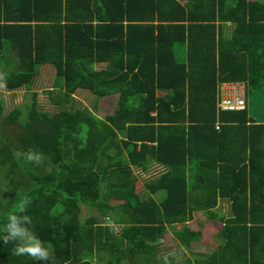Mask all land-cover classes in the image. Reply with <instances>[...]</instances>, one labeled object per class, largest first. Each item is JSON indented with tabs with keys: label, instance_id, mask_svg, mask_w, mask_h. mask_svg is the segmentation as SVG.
Listing matches in <instances>:
<instances>
[{
	"label": "trees",
	"instance_id": "trees-1",
	"mask_svg": "<svg viewBox=\"0 0 264 264\" xmlns=\"http://www.w3.org/2000/svg\"><path fill=\"white\" fill-rule=\"evenodd\" d=\"M43 64L61 79L46 90L54 110L35 91L6 110L0 93V229L29 199L53 258L0 239V264H161L157 240L195 210L220 221L222 242L184 264H264V120L215 107L223 82H240L245 104L264 95V0H0L2 89L29 88ZM76 90L116 94L115 107L99 118ZM29 150L40 165L15 156ZM152 162L163 170L142 184L159 201L133 191V169ZM80 205L120 226L79 219ZM173 234L184 247L198 235Z\"/></svg>",
	"mask_w": 264,
	"mask_h": 264
},
{
	"label": "rangeland",
	"instance_id": "rangeland-1",
	"mask_svg": "<svg viewBox=\"0 0 264 264\" xmlns=\"http://www.w3.org/2000/svg\"><path fill=\"white\" fill-rule=\"evenodd\" d=\"M60 84L61 79L60 77H57L55 75L53 66L51 64H43L39 67L38 74L34 78L29 88L26 89L24 87H19L15 90L10 91L0 88L4 108L6 110H10L13 107H19L23 111L24 104H27L29 102V93L31 91H35L38 108L44 111H52L54 110V108L53 105L48 101V95L46 93V90H57ZM230 84H232V86L229 87L230 92L231 89H233L232 91L234 94H237L238 92H243L242 84L240 82ZM257 94H259V92L256 94L246 93L245 98L247 114L253 118H256L257 120H264V95ZM73 97L78 103L85 105L89 108L92 104H94L97 107V111H95V114L99 118H103L105 114L111 112L115 107L116 101V94H110L107 96L95 98L89 93H86L81 90H76L73 93ZM13 129L15 130V128ZM3 134V132L2 134H0L1 139H4L3 137L5 134ZM5 169H7V167ZM159 169L160 168L156 166V168L149 167L150 172L148 173H138L134 171L137 180V191L139 194H146L141 186L142 181L148 177H154L156 173L159 172ZM6 180L7 179L4 178V181ZM102 186L103 183L101 184V189ZM216 208L219 209L222 213H225L224 210L226 207H223V205H221L220 203L217 204ZM86 216H94L98 221L110 222V220H104V217L99 216L91 207L81 208L79 219H83ZM185 225L189 227V229L196 231L198 235L194 236V238L190 240V243L187 247H184L183 245H180L177 242L173 234V231L180 230L183 224L177 223L168 226L166 228L165 233L160 237V239L157 240V243H159L157 244V254L160 258L157 261L161 262V264H167L166 262L170 264H184V260L188 257L191 258L192 253H208L216 245L222 242L220 235L217 234L221 228L220 221H217V219L210 220L206 218L200 211L197 213L194 212L192 219L188 220ZM112 229L114 228L112 227ZM99 262L100 260L98 259L93 260V264H98Z\"/></svg>",
	"mask_w": 264,
	"mask_h": 264
},
{
	"label": "clouds",
	"instance_id": "clouds-1",
	"mask_svg": "<svg viewBox=\"0 0 264 264\" xmlns=\"http://www.w3.org/2000/svg\"><path fill=\"white\" fill-rule=\"evenodd\" d=\"M15 156L17 158L23 156L28 162H34L37 165H40L43 160L42 154L33 150H29L26 153L16 152ZM47 171L51 172V169L49 168ZM30 203L31 201L25 198L19 206L18 213L8 215L7 223L4 225L3 229H0V231L6 234L0 236V239H2L5 244L16 242V247L13 249V254L16 256L27 255L33 260L48 261L53 258V250L50 247H44V242L38 239L29 227L32 224V217L25 213ZM21 221L26 222L27 226L22 224Z\"/></svg>",
	"mask_w": 264,
	"mask_h": 264
},
{
	"label": "built area",
	"instance_id": "built-area-1",
	"mask_svg": "<svg viewBox=\"0 0 264 264\" xmlns=\"http://www.w3.org/2000/svg\"><path fill=\"white\" fill-rule=\"evenodd\" d=\"M231 86L232 84H230V82L217 86V98L215 103L217 110H238L246 106L243 92L234 94L232 91L233 89H231V92L229 91V87ZM215 128H217V124H215Z\"/></svg>",
	"mask_w": 264,
	"mask_h": 264
},
{
	"label": "crops",
	"instance_id": "crops-1",
	"mask_svg": "<svg viewBox=\"0 0 264 264\" xmlns=\"http://www.w3.org/2000/svg\"><path fill=\"white\" fill-rule=\"evenodd\" d=\"M223 83H228V82H223ZM223 83H221V84H223ZM232 83H236V82H232ZM156 166L157 167H159L160 169H159V172H161L162 170H163V167L161 166V165H159V164H156V163H150V165H149V167H152V168H156ZM149 167L147 168V173L148 172H150V170H149ZM158 169V168H157ZM134 171L135 172H138V173H140V171L139 170H136V169H133V171H132V173L134 174ZM158 172V173H159ZM145 173V172H144ZM158 173H156V174H158ZM135 175V174H134ZM149 178V177H148ZM148 178H146V179H148ZM144 181V180H143ZM141 186H142V189L145 191V193L146 194H144V195H141V194H139L138 193V191H137V180H136V182H135V186H134V189H133V191L136 193V195L138 196V197H140V198H145L146 196H148V195H150L155 201H159V200H161V198H162V194H163V192H162V190H156L155 192H151V193H149L144 187H143V184L141 183ZM120 202H122V199H114V200H109V203L110 204H113V205H115V204H117V203H120ZM221 204V205H223V207H226L225 208V212H226V210H227V203H226V201L224 200V199H219V202H218V204ZM87 207H89V206H86V205H81L80 206V210H81V208H87ZM92 208V207H91ZM94 210V209H93ZM95 211V210H94ZM96 212V211H95ZM194 212H199V210H195V211H193L192 212V214H191V216H193V214H194ZM201 212V211H200ZM94 213V212H93ZM97 213V212H96ZM202 213V212H201ZM95 214V213H94ZM203 214V213H202ZM96 218V217H95ZM104 219H106V217H104ZM191 219H192V217H191ZM191 219H189V220H191ZM108 220H110V219H108ZM211 220V219H210ZM188 221V220H187ZM186 221V222H187ZM186 222H184V223H178V224H185ZM108 225H110V226H112L113 228H114V231H116L117 229H118V227L120 226V224H114L113 222H112V220H110V222H108L107 223ZM175 224H177V223H175ZM167 228V227H166ZM160 239V238H159ZM159 244V243H158Z\"/></svg>",
	"mask_w": 264,
	"mask_h": 264
}]
</instances>
